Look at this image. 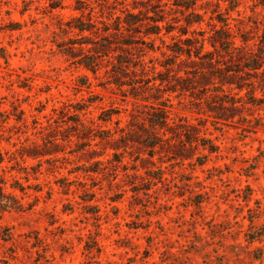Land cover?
I'll list each match as a JSON object with an SVG mask.
<instances>
[{
  "label": "rangeland",
  "instance_id": "374dc122",
  "mask_svg": "<svg viewBox=\"0 0 264 264\" xmlns=\"http://www.w3.org/2000/svg\"><path fill=\"white\" fill-rule=\"evenodd\" d=\"M83 1L78 11L75 0H0V113L8 117L0 116V187L23 205L0 210V264H264L263 90L254 91L257 104L225 110L220 100L228 95L213 87L219 79L188 74L191 89L165 94L173 127L185 124L188 138L198 132L216 152L166 133L170 141L149 157L138 143L147 128L143 110L107 81L108 67L93 75L65 51L78 37L67 30L71 17L108 18L129 10L144 23L153 18L175 28L144 37L154 43V51L145 49L146 65L164 71L160 52L169 53L184 18L194 19L190 12L202 17L188 36L208 35L209 24L219 26L215 18L227 13V2ZM228 15L250 44L258 42L264 0H241ZM222 89L247 100L246 89ZM78 104L88 105L85 116L113 138L120 135L114 123L120 120L126 137L113 145L116 151L99 139L82 149V140L67 139ZM209 108L228 118L214 122ZM111 109L117 114L103 124L98 117ZM18 111L21 121L14 119Z\"/></svg>",
  "mask_w": 264,
  "mask_h": 264
},
{
  "label": "trees",
  "instance_id": "16d2710c",
  "mask_svg": "<svg viewBox=\"0 0 264 264\" xmlns=\"http://www.w3.org/2000/svg\"><path fill=\"white\" fill-rule=\"evenodd\" d=\"M224 1L227 2V13L215 18L219 26L209 24L211 30L208 35L202 31L199 37L188 36L189 27L194 23L202 22V17L190 12L188 15L193 16L194 19L184 18L186 26L179 28L178 36H171L173 45L167 46L169 53L160 52L163 60L158 63L164 71L157 70L154 65L147 66L143 58L145 49L154 51V43L147 42L145 36L159 37L163 29L165 34L175 29L166 24L161 26L157 19L151 18L152 23H144L139 13L125 10L121 12L122 14L113 13L108 18L100 16L95 19L90 13L84 15L81 12V15L71 17L66 23L68 32L76 31L78 36L74 40L73 38L69 40L66 53L73 58L77 57L75 63L93 75H96L101 67H108L104 72H111L112 76H107V81L113 83L123 97L127 98L128 94L133 103L143 110L141 114L147 128L142 130V137L137 141L141 147L147 149L149 157H152L157 149H162L164 143L170 141L172 137L181 139L182 135L187 139L185 143L194 144L195 147L200 146L210 154L216 152L217 148L211 140L198 136V132H194L192 138H188L185 124H175L173 127L170 100L165 94L178 91L180 95L191 89L192 84L189 82L188 74L192 73L197 80L207 76L213 80L219 79L220 84L213 87L221 93V96L228 95L227 100H220L219 107L225 110H236L240 107L245 109L246 105L257 104L259 98L254 95L257 86L264 93V32L258 37L257 43L250 44V39L245 38L239 28L232 27L229 23L228 13L236 9L241 0ZM83 2V0H75V9L82 11ZM175 5L184 7L182 4ZM50 7L57 8L58 4L52 2ZM185 7L190 6L185 4ZM159 40L165 43L164 39L159 38ZM132 50H137L138 53ZM77 51L78 54L74 55ZM181 65H185V69L179 68ZM147 72L152 74L148 75ZM85 83L88 85L90 82L86 79ZM224 84L234 85L239 91L246 89L247 100L237 93L225 94L222 89ZM207 89L203 88L205 92ZM87 107L88 105L85 104L72 107L74 109L70 119L72 124L69 126L72 133L66 136L67 139L74 135L77 142L82 140L79 143L80 148V145L90 146L92 141L99 139L109 144L112 149H117L113 145L118 142L117 140L125 141L126 137V133H123L124 128L119 127L120 120L116 119L114 122L120 135L118 138H113L114 133L103 129L102 125L85 116ZM209 111H212L211 117L214 122L226 121L228 118L226 114L216 112L214 108H209ZM114 113L117 114L113 109L105 110L102 112L103 116H99L98 119L105 124L111 120ZM22 115L23 112L18 111L14 119L21 121ZM0 116L3 119L8 118L5 112H1ZM245 118L242 116V119ZM166 133L172 137H165ZM112 155L117 157L119 154L114 152ZM2 160L0 149V162ZM99 162L101 161L97 160V163ZM157 172L162 174L160 169H157ZM158 177L157 179H160L161 176ZM22 208V203L14 195L5 193L0 187V210Z\"/></svg>",
  "mask_w": 264,
  "mask_h": 264
}]
</instances>
